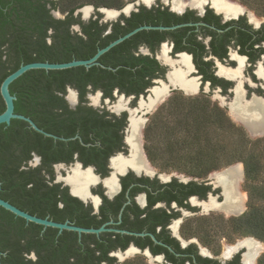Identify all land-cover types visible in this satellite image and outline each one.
Instances as JSON below:
<instances>
[{
    "label": "flooded vegetation",
    "instance_id": "obj_1",
    "mask_svg": "<svg viewBox=\"0 0 264 264\" xmlns=\"http://www.w3.org/2000/svg\"><path fill=\"white\" fill-rule=\"evenodd\" d=\"M179 5H174L172 0H121L116 7L89 3L73 10L74 13L81 7H91L86 19H82L80 13H72V16L82 22L97 20L103 25L102 38L115 31L123 35L143 25L149 28L138 30L127 43L107 53L105 63L98 59L104 68L115 71L124 66L132 75L130 83L117 78L114 84H108L113 96L116 93L128 97L131 107L121 100L118 102L122 107L116 108L118 102L114 107L119 109V113L104 105L96 107L106 109L123 120L118 140L104 147L102 161L84 163L79 157L80 151L75 149L71 160L63 158L50 163L51 183L57 185L60 192L52 208L41 217L87 228L103 227L97 233L81 234L50 227L53 246L69 247V262L63 260L60 264H131L124 258L136 253L155 264H246L247 245L238 242L247 238L256 240L253 236L236 237L233 243H229L226 237L219 239L220 235H208L216 226L215 220L219 215L231 217L242 211L238 200L233 204L235 212H226L222 207L225 201L223 186L216 181L215 174L226 167L201 176L156 164L148 157L149 149L144 138L149 136L150 121L157 119L159 109L163 111V104L164 111L180 112L181 115L185 111L187 117L192 119L193 116V122H224L227 118L228 122L237 121L248 130L249 123L244 117L247 114L240 113V118H235L232 110L252 100L264 104V12L258 13L254 8L250 10L241 0H226L220 6L213 0ZM232 8L234 12H229ZM110 10L119 14L109 20L106 12ZM73 25L80 28L79 22L71 25V29L76 31ZM124 28L129 30L123 31ZM126 53L131 56L129 65L119 62L114 67L109 66L113 59ZM87 89H92V86L88 84ZM126 89L132 91L126 94L123 92ZM158 90H166L159 99L155 93ZM96 91L102 95L100 88ZM238 91L241 93L239 98ZM205 92H214L227 108L223 107L214 114L215 120L202 114L209 111L213 114L218 106L209 104ZM176 95L187 99L177 103L173 99ZM200 95L203 98L198 97ZM67 104L75 108L79 99L72 107L68 101ZM82 104L93 107L88 99ZM172 118L175 120L176 117L172 115ZM133 119L138 122L136 137L145 162L117 164L114 159L128 160L131 157L127 137ZM63 138L81 139V136L74 134ZM81 143L84 146L100 144L94 139ZM154 150L155 153L161 152L158 148ZM40 163L39 156V162L34 166ZM55 165H62V176L66 175L63 166L69 169L66 179L71 186L56 179ZM74 171L86 172L89 176L82 196L68 180ZM237 186L242 192L239 180ZM44 229L42 227L41 231ZM88 246H93L94 253L88 252ZM204 246L223 247L219 252L212 250L209 253ZM224 246L235 248L225 255ZM257 254L249 264H256L254 258ZM27 258L35 259V253H28Z\"/></svg>",
    "mask_w": 264,
    "mask_h": 264
},
{
    "label": "trees",
    "instance_id": "obj_2",
    "mask_svg": "<svg viewBox=\"0 0 264 264\" xmlns=\"http://www.w3.org/2000/svg\"><path fill=\"white\" fill-rule=\"evenodd\" d=\"M247 4V0H241ZM264 6V0H256ZM118 6L121 0H0V83L2 79L21 64L34 61L65 62L90 57L98 49L122 33L117 31L102 38L103 25L97 20L79 21L72 16L73 10L83 4ZM253 6V2L250 3ZM254 5L258 9L259 6ZM51 10H59L64 16L54 17ZM259 10V9H258ZM259 12H264L262 9ZM79 22L76 31L71 25ZM129 30L124 28L123 31ZM121 31V32H123ZM101 39V40H99ZM129 38L110 48L98 59L102 61L109 52H114ZM130 54L113 59L109 66L117 63L130 64ZM118 74H116V72ZM110 70L100 65L85 68L82 65L65 69H30L16 78L10 85V93L16 96L14 112L30 117L40 128L65 138L79 134L80 138L62 140L45 136L31 128L24 120L13 118L8 124H0V197L17 207L37 216H44L60 190L51 183L50 163L59 159H72L77 149L84 162H99L104 156V147L118 140L123 120L108 112L82 104L86 95L98 88L103 98L114 99L108 84L115 79L131 82V72L124 66ZM88 84L92 89H87ZM67 86L76 89L79 104L70 108L65 99ZM132 89L123 91L129 94ZM4 102L0 96V112ZM100 144H84L92 140ZM148 157L152 160V155ZM33 153L41 157V163L30 166ZM207 160L190 157L180 159L177 168L188 173L201 174L224 163L222 158ZM256 157L245 160L244 176L248 180L257 174ZM186 160V161H185ZM214 160V161H213ZM206 161V162H205ZM181 163H187L182 166ZM198 168H200L198 170ZM59 191V192H58ZM259 200V201H257ZM257 202V204H256ZM227 223V228L252 235L264 242V185L248 192L247 208ZM26 222L0 206V249L3 264H60L69 262L68 246H53L50 227ZM81 247V246H80ZM98 247V246H96ZM90 254L93 246H88ZM34 252L36 258H27ZM205 259V258H204ZM63 262V264H65ZM132 264V263H131ZM258 264H264V252Z\"/></svg>",
    "mask_w": 264,
    "mask_h": 264
},
{
    "label": "rangeland",
    "instance_id": "obj_3",
    "mask_svg": "<svg viewBox=\"0 0 264 264\" xmlns=\"http://www.w3.org/2000/svg\"><path fill=\"white\" fill-rule=\"evenodd\" d=\"M253 2V6H251L250 2ZM256 0H247V6L250 10L253 11L255 9L254 5H256ZM258 1V0H257ZM264 5V3H263ZM256 6H259L256 5ZM259 9V10H258ZM255 9L258 13L262 10V5ZM59 13V16H64V14L59 10H54ZM98 91H90L88 92V96H95ZM214 93V92H213ZM212 92H208L205 94L208 95L209 104L216 103L215 113H211V111L207 113H202L203 115L206 114L207 118L212 117L215 120L214 114L219 113L220 109L225 107ZM115 94L114 99L109 102L110 104H116V99L120 96V94ZM203 94V92H202ZM203 98V96H198ZM175 101L179 103L184 98L181 95H176ZM89 102V101H88ZM121 102L124 105H130V99L128 97H124ZM188 103V102H187ZM191 103V102H190ZM114 104V106H115ZM208 104V105H209ZM104 105L107 106L105 103L103 104L102 95L99 96L97 99V107ZM165 104L159 109V116L157 119H153L150 121V128L148 129L147 133L149 134L148 137L144 138L145 146L148 147L149 153L152 155V160L156 164L170 166L172 169L186 172L182 169L177 168L178 161L180 159H186V157H190L192 162L196 159H204L207 160L208 157L215 160L218 156L222 158V164L218 165L216 168H213L206 173H201L197 175L204 176L213 170H219L222 168H229L232 165L238 164L241 167V177L239 179V184H241L242 192L245 194V199L243 202V207L241 213L237 215H232L231 217L219 215L215 220V225L212 229H210V233L208 235H220L219 239L222 237L228 238L229 243H233L234 240L237 238H241L242 236L247 237L248 235L236 232L234 229L231 231L227 228V223L232 222L234 217L239 216L242 214L245 209L247 208V200H248V192L253 191V188L259 189L264 185V134H256L251 132L248 128H244L239 122L232 120V122H228L227 118L224 122H215V121H197L193 122L190 116L187 117L185 115V111L182 113L180 112H166L164 111ZM211 108V107H210ZM226 108V107H225ZM227 109V108H226ZM178 113V114H176ZM199 114V113H197ZM173 117H176L175 120ZM196 115V114H195ZM200 115V114H199ZM202 117V116H201ZM180 118L181 120H178ZM252 133V134H251ZM256 134V135H255ZM159 149L160 153H155L154 149ZM168 152H167V151ZM173 151V152H170ZM250 155H253L255 158L256 166L258 168L257 174L252 179H246L244 176V165L245 160L249 158ZM213 160V161H214ZM186 161V160H185ZM206 162V161H205ZM182 166L187 163H181ZM200 168H198L199 170ZM225 170V169H223ZM259 201V200H257ZM257 204V202H256ZM238 213V212H237ZM219 237V236H217ZM252 237V235H251ZM254 237V236H253ZM256 241L261 245L257 250V257L255 262L258 264L259 256L264 252V242L256 237H254ZM214 239V238H213ZM218 242V241H217ZM208 249L209 253H212V250L221 251L223 246H204ZM136 256V257H135ZM142 258V261L141 258ZM132 258V260H131ZM135 258V259H134ZM146 258V257H145ZM126 261L129 260L131 263L132 261L135 264H155L149 259H144V256L141 254H131L125 256ZM144 259V260H143ZM139 260V261H138Z\"/></svg>",
    "mask_w": 264,
    "mask_h": 264
},
{
    "label": "water",
    "instance_id": "obj_4",
    "mask_svg": "<svg viewBox=\"0 0 264 264\" xmlns=\"http://www.w3.org/2000/svg\"><path fill=\"white\" fill-rule=\"evenodd\" d=\"M90 9H92V8L89 7V6L81 7L79 9H76L73 14L77 15V14L80 13L81 14V18L82 19H86L90 15ZM85 10H87V14L84 13ZM51 13H52V15L54 17H59V18L63 17V16H59V13L54 11V10H52ZM118 14L119 13H116L115 16L112 17V18H115ZM112 18H109V20L112 19ZM73 28L77 30L78 29V25H73ZM142 28H149V26H146V25L139 26V27H136V28L126 32L125 34H123L121 36H118L117 38H115V39L111 40L110 42H108L103 47L98 48L95 51V53L92 56L88 57V58L72 59V60L65 61V62L34 61V62H28V63H25V64H21L18 68H16L15 70H13L9 74H7L2 79V81L0 83V96H1V98L3 100V102H4V110L2 112H0V124L1 123L8 124L11 119L17 118V119H21V120L26 121L31 128H33L34 130H36L38 132H41L45 136H51L53 138L64 139L63 137H59L57 135H54V134H52L50 132H47V131L43 130L30 117L25 116V115L20 114V113L14 112V100H15L16 96L14 94L10 93L9 85L16 78H18L20 75H22L24 72H26V71H28L30 69L53 70V69H65V68H70V67L79 66V65H82L85 68H89L92 65H100L101 67H104V65L101 64L98 61V58L103 53L108 51L110 48H112L113 46L117 45L118 43L124 41L125 39L129 38L132 34H134L135 32H137L138 30H140ZM100 95H101V92L98 91L95 96H88V94H87L86 98L88 99L89 104L96 108L97 107V99L99 98ZM114 96H115V94H114ZM77 98H78L77 91L72 89V88H70V87H68L67 93L65 95V99L68 101V103H69V105L71 107L75 105V102H76ZM123 98H124V95H120L116 99V103L119 100H122ZM110 101H112V100L110 98H108V97L103 99V102L107 105L106 107L110 111H115L116 113H119V109L116 110L114 108L115 107L114 106L115 103L109 105ZM129 110L130 109H128V111ZM248 123H249V121H248ZM260 128H263V127H260ZM257 130L260 131L261 129H258V127H257ZM38 162H39V156L36 153H33V156L31 158V160H29V165L34 166V165L38 164ZM61 166L60 165H55V169H56V173H57L56 179L57 180H63L64 183L70 185V183L66 179V177L69 176V169H67V167L63 166V168L65 169L66 175L62 176ZM0 206L2 208H4V209L10 211L11 213H13L15 216H19V217L23 218L26 222H33L35 224L41 225L42 227H56L59 230L68 229V230L76 231L78 234H81L83 232H94V233H97V232H99L100 230L103 229V227H98V228L81 227V226L69 224L67 222L61 223V222L53 221V220H51V219H49L47 217L37 216L35 214L29 213L28 211L17 207L13 203L9 202L8 200H5L2 197H0ZM2 255H3V252L0 249V264H3L2 261H1ZM31 257H34V255L31 254Z\"/></svg>",
    "mask_w": 264,
    "mask_h": 264
},
{
    "label": "bare ground",
    "instance_id": "obj_5",
    "mask_svg": "<svg viewBox=\"0 0 264 264\" xmlns=\"http://www.w3.org/2000/svg\"><path fill=\"white\" fill-rule=\"evenodd\" d=\"M143 1L149 2L151 0H143ZM172 1L174 5H179L183 3L194 4V3L202 2L204 0H172ZM225 1L226 0H213V2L216 3L218 6H220V3L225 2ZM229 12H234V8H232V10ZM84 13L87 14V10H85ZM115 13L116 12L110 10L106 12V16H109L110 18H112L115 16ZM184 86L188 87L187 85H184ZM155 93H158V96L156 97L157 99H159L160 95L164 96L166 94V90H158V91H155ZM237 94L239 98V95H241L240 91H238ZM152 101L153 100H151V102ZM120 107H122V103L118 102L116 104V108H120ZM232 112L235 118L237 117L240 118V115H241L240 113L247 114L244 117L246 118L245 120L249 121L250 123L248 124L249 126L247 127L251 130V132H254L256 134H261V132L264 133V104H262L260 101L252 100L245 105L238 106V107L235 106L233 107ZM257 127L258 129L260 127H263V128H260L261 130L259 131L257 130ZM137 129H138V122L137 120L133 119L131 128H130V134L127 137V141L129 142L131 146V157L128 160H125L122 158L114 159L113 161H115L117 164L120 162L124 163L126 161L133 162V163L145 162L143 154L140 150V145L138 144L139 143L138 137H136ZM240 177H241V167L238 164L232 165L229 168L222 170L221 172H217L215 174L216 181L219 182L223 186V193H224L225 201L223 202L222 207L225 208L226 212H235L233 208L234 206L233 204L236 200H238V204L240 208L242 209L243 207L245 194L244 192L239 191L238 186H237L238 180L240 179ZM69 179H70V182L72 183V187L74 189L75 188L78 189L77 191L79 192L80 196H82L84 194L83 186L86 187V184L89 180L88 174L86 172L81 173V172L74 171L73 175H71L70 178H68V180ZM238 243L247 245L248 252L245 255V263L249 264V261L252 260L251 258L253 257V255L255 256L258 248L261 245L258 243V241L253 240V239H248V238ZM224 247H225L224 249L225 255L229 254L235 248V246H224Z\"/></svg>",
    "mask_w": 264,
    "mask_h": 264
}]
</instances>
